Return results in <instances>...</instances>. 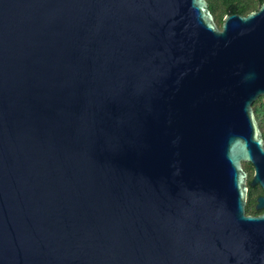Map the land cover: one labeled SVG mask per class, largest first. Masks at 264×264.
Returning <instances> with one entry per match:
<instances>
[{"label":"water","instance_id":"95a60500","mask_svg":"<svg viewBox=\"0 0 264 264\" xmlns=\"http://www.w3.org/2000/svg\"><path fill=\"white\" fill-rule=\"evenodd\" d=\"M262 95L264 0H0V264H264Z\"/></svg>","mask_w":264,"mask_h":264},{"label":"trees","instance_id":"16d2710c","mask_svg":"<svg viewBox=\"0 0 264 264\" xmlns=\"http://www.w3.org/2000/svg\"><path fill=\"white\" fill-rule=\"evenodd\" d=\"M213 13L215 14L216 21L221 27L225 15L230 13L248 14L256 10L263 0H208ZM259 124L264 133V95L260 96L254 103ZM245 168L249 172V180L252 179L254 168L250 163H245ZM264 191L260 185L250 186L247 199V213L260 214L264 212V208L258 209L257 197L263 194Z\"/></svg>","mask_w":264,"mask_h":264},{"label":"flooded vegetation","instance_id":"af4514ba","mask_svg":"<svg viewBox=\"0 0 264 264\" xmlns=\"http://www.w3.org/2000/svg\"><path fill=\"white\" fill-rule=\"evenodd\" d=\"M263 194H264V193H263ZM259 195H261V194H259ZM259 195H258V196H259Z\"/></svg>","mask_w":264,"mask_h":264}]
</instances>
